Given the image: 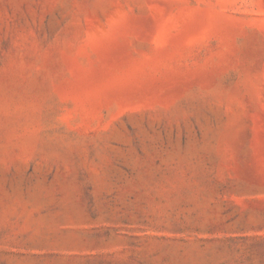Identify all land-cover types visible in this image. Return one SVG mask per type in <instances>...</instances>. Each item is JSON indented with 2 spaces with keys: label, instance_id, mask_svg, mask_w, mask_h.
Listing matches in <instances>:
<instances>
[{
  "label": "rangeland",
  "instance_id": "1",
  "mask_svg": "<svg viewBox=\"0 0 264 264\" xmlns=\"http://www.w3.org/2000/svg\"><path fill=\"white\" fill-rule=\"evenodd\" d=\"M0 264H264V0H0Z\"/></svg>",
  "mask_w": 264,
  "mask_h": 264
}]
</instances>
